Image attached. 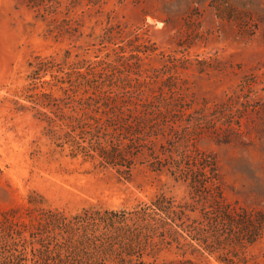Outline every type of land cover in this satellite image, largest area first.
<instances>
[{
    "label": "rangeland",
    "instance_id": "obj_1",
    "mask_svg": "<svg viewBox=\"0 0 264 264\" xmlns=\"http://www.w3.org/2000/svg\"><path fill=\"white\" fill-rule=\"evenodd\" d=\"M0 264H264V0H0Z\"/></svg>",
    "mask_w": 264,
    "mask_h": 264
}]
</instances>
